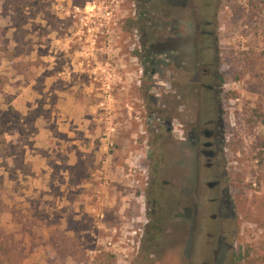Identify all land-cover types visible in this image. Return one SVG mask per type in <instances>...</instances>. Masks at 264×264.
Returning a JSON list of instances; mask_svg holds the SVG:
<instances>
[{
  "label": "rangeland",
  "instance_id": "374dc122",
  "mask_svg": "<svg viewBox=\"0 0 264 264\" xmlns=\"http://www.w3.org/2000/svg\"><path fill=\"white\" fill-rule=\"evenodd\" d=\"M0 264H264V0H0Z\"/></svg>",
  "mask_w": 264,
  "mask_h": 264
},
{
  "label": "flooded vegetation",
  "instance_id": "af4514ba",
  "mask_svg": "<svg viewBox=\"0 0 264 264\" xmlns=\"http://www.w3.org/2000/svg\"><path fill=\"white\" fill-rule=\"evenodd\" d=\"M201 33L204 36H207L209 34V32H207V31H202ZM208 74H209V72L204 71L203 75L207 76ZM202 86H204L208 91H211V90L214 89V87L212 85L202 84ZM208 123H213V121L209 120ZM167 131L169 133H171L172 132V128L171 127H167ZM191 132H192L191 134L195 137L197 142H200V139L202 137H205L206 139H209V138L214 137V135H215V132L213 130L206 129L204 127H200L199 130H198V127L192 128ZM202 145L204 147L211 148L213 146V143L210 142V141H205V142H202ZM201 152H202L203 155L207 156L208 160H210L211 158H213L215 156V152L212 151V150H209V151L202 150ZM207 166L211 167V163L210 162L207 163Z\"/></svg>",
  "mask_w": 264,
  "mask_h": 264
},
{
  "label": "trees",
  "instance_id": "16d2710c",
  "mask_svg": "<svg viewBox=\"0 0 264 264\" xmlns=\"http://www.w3.org/2000/svg\"><path fill=\"white\" fill-rule=\"evenodd\" d=\"M158 6H159V5H155V4H154V7H155V8L153 7V9H154V10H157V9H158V8H157ZM145 13H146V12H145ZM143 61H144L143 63L146 64V66L152 65V62H153V61L150 59L149 56H145V55H143ZM153 226H155L154 228H158V227H160V226L157 225V224H155V225H153ZM154 241H155V237H149V240H148L149 245H148V246L151 245V246L153 247L152 244H153ZM151 243H152V244H151ZM151 246H150V247H151ZM147 248H148V247H147Z\"/></svg>",
  "mask_w": 264,
  "mask_h": 264
},
{
  "label": "water",
  "instance_id": "95a60500",
  "mask_svg": "<svg viewBox=\"0 0 264 264\" xmlns=\"http://www.w3.org/2000/svg\"><path fill=\"white\" fill-rule=\"evenodd\" d=\"M218 184V181H211V182H208L207 185L209 187H213L214 185H217Z\"/></svg>",
  "mask_w": 264,
  "mask_h": 264
}]
</instances>
